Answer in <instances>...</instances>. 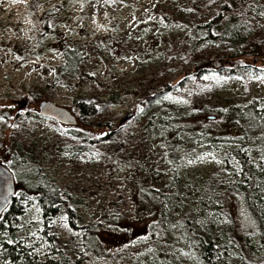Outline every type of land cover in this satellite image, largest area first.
<instances>
[{"label": "rangeland", "instance_id": "374dc122", "mask_svg": "<svg viewBox=\"0 0 264 264\" xmlns=\"http://www.w3.org/2000/svg\"><path fill=\"white\" fill-rule=\"evenodd\" d=\"M225 1L0 0V163L18 180L9 165L21 159L12 156L15 144L29 147L61 193L56 213L45 217L36 197L21 196L25 189L14 179L21 212L11 215L14 238L3 233L7 240L40 261L203 264L183 218L204 204L211 221L201 226L220 244L221 264H248L236 198L226 191L220 203L213 195L228 189L239 171L230 151L242 147L238 129L220 112L264 103V0L241 24L258 45L247 66L222 71L215 57L230 53L226 42L207 45L204 72L193 68L200 52L189 56L191 25L210 19ZM232 2L230 11L222 9L224 20L241 7ZM53 6L55 13L44 17ZM43 18L53 23L48 34ZM61 42L87 53L80 75L57 77ZM41 101L68 109L75 124L42 116ZM169 114L197 128L170 131ZM136 183L155 189L158 205L138 207ZM110 212L119 218L102 224ZM88 224H98V252L83 246ZM229 235L235 241L223 248ZM248 244L258 251L257 237L249 234Z\"/></svg>", "mask_w": 264, "mask_h": 264}, {"label": "trees", "instance_id": "16d2710c", "mask_svg": "<svg viewBox=\"0 0 264 264\" xmlns=\"http://www.w3.org/2000/svg\"><path fill=\"white\" fill-rule=\"evenodd\" d=\"M238 3L241 7L240 9L235 8L238 13L234 17H229L227 20L222 17V9L230 11L235 5L232 0H228L218 7V12L210 19H200L191 25L192 40L189 47V56L193 57L192 54L200 52L198 54L199 57L197 55L194 58L193 68L195 71L204 72L207 70L203 68V65L210 63V60L202 57V54L205 53L206 47L210 42H226L229 50H231L229 54L221 52L215 57V60L222 67V71L228 69L237 70L247 66L246 62L248 59L257 58L259 55L258 45L248 37L249 31L242 28L241 24L245 23L249 16H252V6H261L263 4L259 0H238ZM51 13H55L54 6L45 11L44 17L49 16ZM42 20L41 27L45 32L43 34L52 32V20H46L45 18ZM60 44L59 50L62 53L63 62L55 67L57 77L73 78L80 75L79 69L81 63L87 58V53L81 51L77 45H69L63 42ZM259 106L260 103L254 100L244 107L229 108L220 112L238 129V137L240 142H242V147L230 151L239 164V171L235 172L232 170L233 176L228 179V189L219 187L217 189L218 193L213 195L214 198H218L220 203L222 202L220 201L221 197L226 191L236 198L240 210V220L244 225L245 252L250 256L248 260L244 256V260L248 264H264V103L261 108ZM81 111L84 110L81 109ZM185 119L179 115L169 114L166 124L169 126L170 131L177 133L179 131L193 132L197 127ZM199 130L203 134L211 131V129H206L205 127L199 128ZM167 146L168 152L171 154V149L174 146L169 145V143ZM15 147L12 156L16 157L21 154V159L18 163L12 159L13 161L9 165L19 172L18 180L15 177L14 179L21 183L25 189V191L19 193H23L21 196L28 194L35 196L41 206L42 216H52L56 213L57 204L61 200L59 186L49 175L41 171L38 160L30 152L29 147H24L20 143L15 144ZM17 149L19 152H16ZM173 161L176 162L175 159ZM211 183L213 184L215 181H211ZM134 190L133 201L138 207L149 205L154 207L158 205L161 199V195L151 186L136 183ZM15 197L16 195L14 194L10 204L0 216V264H70L63 256L58 259L47 258L44 261H40L29 252L28 248L5 238L3 233H8L11 238H14L13 234L10 233L12 231L11 223L13 222L11 217H15L16 213L21 212L15 205ZM216 209L217 212L221 211L219 206H216ZM212 214L217 213L213 210ZM118 218L115 212H110L107 215L103 214L101 223L116 222ZM183 220L186 224L187 237L197 249L203 264H221L219 257H217L218 253H220V244L215 241L211 232L205 226H201L202 222L210 223L211 221L209 209L203 204L200 207V211L197 213L189 212L187 216H184ZM160 221L161 219H158L155 223L156 230ZM97 225L88 224L85 226L83 246L86 250L98 252ZM249 234L258 239V251L255 253H253L252 245L248 244ZM229 241L233 243L235 240L230 235L226 236L223 241V248L227 246ZM223 251H226V249H223Z\"/></svg>", "mask_w": 264, "mask_h": 264}, {"label": "water", "instance_id": "95a60500", "mask_svg": "<svg viewBox=\"0 0 264 264\" xmlns=\"http://www.w3.org/2000/svg\"><path fill=\"white\" fill-rule=\"evenodd\" d=\"M38 107L42 116L51 118L59 123L72 125L76 122L74 115L68 109L55 105L50 101H41ZM14 193L13 173L0 163V215L10 204Z\"/></svg>", "mask_w": 264, "mask_h": 264}, {"label": "snow or ice", "instance_id": "6c2138e0", "mask_svg": "<svg viewBox=\"0 0 264 264\" xmlns=\"http://www.w3.org/2000/svg\"><path fill=\"white\" fill-rule=\"evenodd\" d=\"M258 79H259V77H258Z\"/></svg>", "mask_w": 264, "mask_h": 264}]
</instances>
